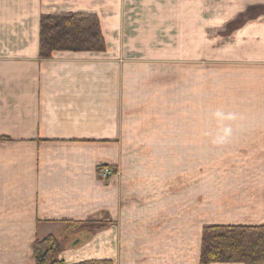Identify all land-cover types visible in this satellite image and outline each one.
Segmentation results:
<instances>
[{
    "label": "crops",
    "instance_id": "crops-1",
    "mask_svg": "<svg viewBox=\"0 0 264 264\" xmlns=\"http://www.w3.org/2000/svg\"><path fill=\"white\" fill-rule=\"evenodd\" d=\"M65 12L96 14L106 50L40 58L42 15ZM188 47L189 189L179 196L167 154L150 169L130 153L125 129L161 125L153 115L145 126L129 104L123 72ZM3 137V249H27L35 264L34 240L55 234L67 264H200L205 225L264 224V0H0ZM88 219L111 222L69 243L64 222Z\"/></svg>",
    "mask_w": 264,
    "mask_h": 264
},
{
    "label": "rangeland",
    "instance_id": "rangeland-1",
    "mask_svg": "<svg viewBox=\"0 0 264 264\" xmlns=\"http://www.w3.org/2000/svg\"><path fill=\"white\" fill-rule=\"evenodd\" d=\"M181 49L178 48L177 53L172 52L171 57L163 59L162 62L154 59L155 62L131 64L123 72V95L129 97V104L140 107L144 112L145 126L153 122V115L154 123L161 125L159 129H125V136L128 139L126 140L131 144L130 153L145 159L147 168L150 169L158 164L157 162L155 164V157L160 152L167 154L168 160L165 164L177 166L179 171L177 178L170 181L169 190L179 196L185 195V190L189 189V174H186L185 170L189 169L187 155H189V77L191 78L189 47L187 51ZM158 115L163 116L162 124ZM169 152L172 155L176 154V157L170 159ZM78 239L83 237H69L68 242L73 243ZM5 248L0 247V264H30L27 249L19 256L20 248L11 247L12 250L10 247ZM11 254L19 256L20 260L11 259Z\"/></svg>",
    "mask_w": 264,
    "mask_h": 264
},
{
    "label": "trees",
    "instance_id": "trees-1",
    "mask_svg": "<svg viewBox=\"0 0 264 264\" xmlns=\"http://www.w3.org/2000/svg\"><path fill=\"white\" fill-rule=\"evenodd\" d=\"M106 40L101 22L91 13H50L40 21V58L56 51L104 52ZM0 140H10L3 137ZM106 166V165H105ZM104 167V166H102ZM99 168V171L102 170ZM108 219L65 221L70 238L88 237L109 225ZM75 235V236H74ZM66 238V239H69ZM63 241L55 234L38 236L32 244L35 264H67L61 259ZM200 264H264V224H208L202 231ZM74 264H114L111 260H87Z\"/></svg>",
    "mask_w": 264,
    "mask_h": 264
},
{
    "label": "built area",
    "instance_id": "built-area-1",
    "mask_svg": "<svg viewBox=\"0 0 264 264\" xmlns=\"http://www.w3.org/2000/svg\"><path fill=\"white\" fill-rule=\"evenodd\" d=\"M113 170L109 167H105L101 170V172L99 173V175L101 176V178L103 180H107L109 179L112 175H113Z\"/></svg>",
    "mask_w": 264,
    "mask_h": 264
}]
</instances>
